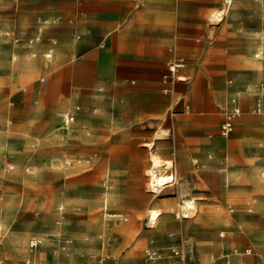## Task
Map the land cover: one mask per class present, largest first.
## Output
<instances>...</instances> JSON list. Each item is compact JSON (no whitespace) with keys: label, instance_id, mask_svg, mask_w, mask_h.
<instances>
[{"label":"rangeland","instance_id":"rangeland-1","mask_svg":"<svg viewBox=\"0 0 264 264\" xmlns=\"http://www.w3.org/2000/svg\"><path fill=\"white\" fill-rule=\"evenodd\" d=\"M206 5L210 16L201 27L188 17L176 32L153 34L171 42L143 50L152 64L130 60L101 81L99 65L80 56L100 37L76 23L80 1L0 0V264H102L81 255L77 243L68 251L67 238L79 239L73 225L83 220L73 210L87 203L80 239L94 243L102 235L99 222L107 232L124 217L132 205L127 197L138 196L142 208L152 195L151 208L161 214L150 223L147 213L145 222L148 246L160 260L178 249L181 264H264V111H255L257 98L264 100V0L191 1L186 9ZM139 35L152 33L131 32ZM30 59L40 73L28 80ZM62 61L55 78L49 68ZM173 62L183 63L187 71L179 74L187 81L165 77ZM4 79L16 80L17 89L9 92ZM149 89L160 94L147 98ZM233 106L239 112L232 132L221 135ZM68 111L75 113L70 123L63 119ZM151 155L173 163L157 171L173 181L154 192L147 185ZM34 184L42 186L40 201ZM221 189L246 197L225 202L227 217L218 219L220 210L211 224L182 220L185 201H192L187 210L194 215L199 203L216 202ZM23 196L44 209H23ZM202 206L203 216L211 215ZM36 235L42 243L31 246ZM45 236L64 241L46 244ZM144 263L141 256L137 264Z\"/></svg>","mask_w":264,"mask_h":264},{"label":"crops","instance_id":"crops-1","mask_svg":"<svg viewBox=\"0 0 264 264\" xmlns=\"http://www.w3.org/2000/svg\"><path fill=\"white\" fill-rule=\"evenodd\" d=\"M76 1H80L81 9H76V11L73 13V17L76 18V23L78 20L81 22L83 27L82 32L86 34H99L100 36L98 37V42L90 45L89 48L86 49V51H84L80 56H82V59L86 61L92 60L99 65L98 77L101 81L112 80L113 75L117 72L116 68L120 65L128 63L127 61L131 60V62H134L137 65L152 64V56L146 60L143 50L145 48L153 50L156 46L166 48L171 42V37L169 35L153 34H168L171 33L172 30L176 32L177 27L179 28L181 25H184L188 17L195 18V20L198 19V25L201 27L204 17L210 16L207 5L205 6L206 8H200V10L197 11H187L186 9L187 3H190L191 1H194L196 4L202 6L204 5V2L209 0ZM131 32H137L138 34L147 32L152 33V35H149L150 37L145 39L140 35L132 37ZM49 48L52 50L53 47L50 46L46 50ZM186 55L188 54H185V56ZM36 64L37 63L33 60H29L28 66L25 69V79L30 80L38 76L40 73V68L36 67ZM64 65L65 62L63 63L62 61L60 63L58 62L53 67H50L49 69L52 71V76L56 78L57 74L63 69ZM182 68H184V65L179 67L174 75H177L178 79L180 76L187 78L186 80H180V78L179 81H187L189 76L179 74L180 72L187 71V69ZM3 84L9 92L15 91L18 85L17 81L13 79L12 81L11 79H4ZM262 90L264 91V88H260V92L263 93ZM157 93L160 94V92L156 91L155 89H149L145 92V95L147 98H149ZM261 102L262 110L264 111V100H261ZM235 105L238 106L237 104ZM149 112L150 111L148 110H142L140 108V113L142 114H150ZM67 113L73 114L75 118V113L73 111H68ZM35 135H37V133H35ZM220 138L218 137V139L215 140L216 146L219 149H224L219 145ZM18 156H27V152L20 153ZM104 180L102 184L106 182L108 183L107 179ZM111 187L112 185L110 188ZM261 188L262 187H259L258 189ZM31 193H34L36 196L38 195L40 201L42 195V186L34 184V190H32ZM245 197L246 195L244 194L234 199L233 194L221 189L218 193L216 202L199 203L196 207V212L194 215L189 214L187 208H184L185 211L188 212H184L182 215V220L194 222L195 225L204 223L207 225L211 224L217 218V213H219L218 211L220 210L223 214H219L218 219L227 217L222 210L223 204L225 202L231 201V199L239 202L243 198L245 199ZM126 199L131 201L132 205L124 209V217L116 221L114 220L113 223H110L112 227L108 229L107 232H105V222L103 220L102 224L99 222L97 225L99 226V230H101L102 226V235L98 234L99 237L94 243L80 239L81 235L87 230L85 227L88 223V216L85 210L87 203L84 201L82 203L83 206L79 208V210H73V215L77 216L78 218H82L83 220L82 222H78L77 224L73 225L75 234H77L79 239L76 238V241V239L68 235L70 238H67V240H70V242H67L66 240L65 245H67V249L70 254H73L75 250V244L77 243V249L81 255L85 257H100L99 262L102 264H137V261L141 256L145 258L146 263L144 264H181L180 259L183 257L182 251H180V254L178 255L173 254L171 251L172 257L169 256L168 260H160L163 259L160 257L161 255H159L156 251L150 250L151 248L148 246V236L151 226L146 225L145 215L150 209H153L151 207L154 205V195H152L150 200L147 198L146 205L142 208L138 206L140 201L138 196H130ZM102 203L103 209H107V199L103 200ZM203 204H205L207 209H209L211 215L203 216ZM22 208L25 210L34 208L37 212L44 209L40 202L37 203V200L33 202L28 198V196H23ZM40 216L42 215L40 214ZM51 219H53V217ZM46 237L47 236H45V240H43L46 244H58L61 242V239H64ZM33 238H38L40 240L35 246L42 243V238L39 235L29 238V240ZM72 240H75L76 242L74 243ZM147 250L155 252L157 256L154 259H148L145 256V252ZM173 258H177L178 260Z\"/></svg>","mask_w":264,"mask_h":264},{"label":"bare ground","instance_id":"bare-ground-1","mask_svg":"<svg viewBox=\"0 0 264 264\" xmlns=\"http://www.w3.org/2000/svg\"><path fill=\"white\" fill-rule=\"evenodd\" d=\"M180 78L181 80H185L184 76H180ZM145 146L147 148H151L152 143L146 142ZM150 161H151V169L149 170V175H148L149 181L147 185L149 190L154 192L157 191L158 188H164L168 186L169 183L173 181V175H171L170 173L164 174L157 172L159 170V167L164 166V168H169L173 166V163L169 159L160 160L156 155H151ZM183 206L184 208L187 209H192L194 207L192 201L189 200L185 201V204ZM160 214L161 212L158 209H150L147 216L149 222L156 223Z\"/></svg>","mask_w":264,"mask_h":264},{"label":"built area","instance_id":"built-area-1","mask_svg":"<svg viewBox=\"0 0 264 264\" xmlns=\"http://www.w3.org/2000/svg\"><path fill=\"white\" fill-rule=\"evenodd\" d=\"M46 21V20H45ZM51 21H55V19L53 18ZM39 38V36H37L36 38H31L30 42H33L34 40H37ZM51 51V49H49ZM49 51V52H50ZM183 65L182 62H173L168 66V73L166 76H172L175 74L176 70L181 67ZM255 111L256 112H262V103L260 98H257V102H255ZM239 112L238 107H233V109L229 110L228 112H226L225 114V119L221 125V135L227 136L231 133L232 129H233V119L235 117V115ZM63 119L66 123H70L74 120V115L70 114V113H64L63 114ZM105 187L107 188V183H104ZM109 187V186H108ZM40 240L38 238H33L30 240V245L34 246L36 245ZM67 242H70V240H67ZM173 254L178 255L180 254V251L178 249H173L172 250ZM145 256L148 259H154L157 254L153 251H149L147 250L145 252Z\"/></svg>","mask_w":264,"mask_h":264}]
</instances>
